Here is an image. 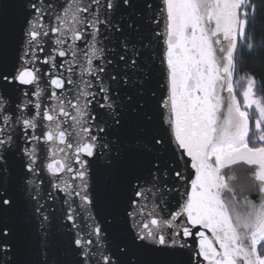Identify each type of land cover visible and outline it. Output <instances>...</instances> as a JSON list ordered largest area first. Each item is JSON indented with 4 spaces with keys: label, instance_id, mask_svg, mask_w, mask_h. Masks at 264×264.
<instances>
[{
    "label": "snow or ice",
    "instance_id": "6c2138e0",
    "mask_svg": "<svg viewBox=\"0 0 264 264\" xmlns=\"http://www.w3.org/2000/svg\"><path fill=\"white\" fill-rule=\"evenodd\" d=\"M250 10L0 0V264H264V103L233 81ZM237 163L258 166L259 204L222 202Z\"/></svg>",
    "mask_w": 264,
    "mask_h": 264
},
{
    "label": "trees",
    "instance_id": "16d2710c",
    "mask_svg": "<svg viewBox=\"0 0 264 264\" xmlns=\"http://www.w3.org/2000/svg\"><path fill=\"white\" fill-rule=\"evenodd\" d=\"M256 6L255 18L253 20L252 12L249 11V25L247 35L251 37L249 40L238 44L236 50V69L234 71V88L238 102L243 107V90L246 87V81L249 76L256 81L254 92L264 103V0H252ZM251 43L253 47L248 48ZM250 117V128L255 131V121L258 118L256 111L253 108L248 109ZM252 137L249 141V146H253ZM255 146L261 144L257 142Z\"/></svg>",
    "mask_w": 264,
    "mask_h": 264
},
{
    "label": "water",
    "instance_id": "95a60500",
    "mask_svg": "<svg viewBox=\"0 0 264 264\" xmlns=\"http://www.w3.org/2000/svg\"><path fill=\"white\" fill-rule=\"evenodd\" d=\"M155 3H159V0H154ZM127 11V10H126ZM134 19L133 17H131ZM163 28V23L161 24V29ZM154 87V82H151L147 85V88ZM147 88L145 91V96L142 98L145 100V110L151 111L152 101L148 99L147 96ZM129 95L133 97V106H135V101L137 97L135 96L132 90H129ZM135 119V117H133ZM142 123V121H141ZM168 158V154L164 157ZM180 168L184 170V175L186 178V187L188 190H191V181L195 179V169L191 167V159L185 156L184 161H181L178 165ZM258 166L247 165L244 163H237L235 165L225 167L221 169L218 175L224 177L225 187L223 189H219V194L222 202H225L226 208L229 207L227 200L230 196L235 195L237 200H242L245 196L252 201L254 204L260 203V194L258 192V182L255 181L254 172ZM248 211L247 206L241 208L239 206L236 207V214L238 216L243 217ZM196 231H204L205 235L212 240V233L208 229H202L199 226L196 227L194 232ZM195 241V245L198 247L199 238L193 237ZM218 247V245H217ZM203 264H207V262H203Z\"/></svg>",
    "mask_w": 264,
    "mask_h": 264
},
{
    "label": "rangeland",
    "instance_id": "374dc122",
    "mask_svg": "<svg viewBox=\"0 0 264 264\" xmlns=\"http://www.w3.org/2000/svg\"><path fill=\"white\" fill-rule=\"evenodd\" d=\"M246 85H247V81H246ZM254 98L257 99V100H259L261 102L260 98L258 96H256V94H255ZM251 108H253L254 111H256L257 117H258L259 116V112L257 111L256 106L253 105Z\"/></svg>",
    "mask_w": 264,
    "mask_h": 264
}]
</instances>
